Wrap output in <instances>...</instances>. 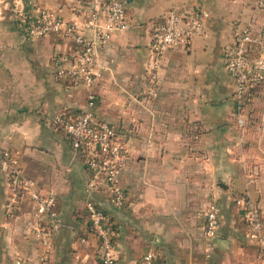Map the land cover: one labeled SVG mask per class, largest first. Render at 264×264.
Listing matches in <instances>:
<instances>
[{
    "label": "crops",
    "instance_id": "0c3cea01",
    "mask_svg": "<svg viewBox=\"0 0 264 264\" xmlns=\"http://www.w3.org/2000/svg\"><path fill=\"white\" fill-rule=\"evenodd\" d=\"M83 2L0 0V152L13 153L22 173L55 195L60 225L48 264H98L86 201L111 224L114 264H137L147 251L155 264H264L233 203L242 195L264 212V83L247 103L237 101L223 66L224 47L246 27L260 42L248 57L264 60V0H127L128 26L98 49L102 71L91 90L93 116L113 127L123 145L116 178L127 195L121 209L104 192L86 190L82 162L54 124L78 115L86 102L84 88L55 75V57L71 61L73 45L58 35L24 34L39 11L82 21ZM169 10L204 15L203 30L187 45L154 56L152 23ZM97 15L102 22V7ZM211 201L218 224L205 241L203 213ZM8 203L0 171V264L17 258L36 264L32 205L18 197L7 211Z\"/></svg>",
    "mask_w": 264,
    "mask_h": 264
},
{
    "label": "built area",
    "instance_id": "2783aa9c",
    "mask_svg": "<svg viewBox=\"0 0 264 264\" xmlns=\"http://www.w3.org/2000/svg\"><path fill=\"white\" fill-rule=\"evenodd\" d=\"M77 9L80 22H64L54 13L39 11L33 25L24 28V34L32 39L45 35H58L67 39L76 49L71 61L55 57V75L73 87H82L86 91V102L82 111L73 118L54 121L69 141L74 155L80 158L88 175L86 190L102 191L109 205L121 209L127 205V195L116 182L117 175L124 167L123 145L116 130L104 122L95 119L92 109L95 97L91 90L101 76L99 48H104L113 32L127 28L125 5L127 0H84ZM102 7L105 15L99 21L97 9ZM204 15H193L169 10L152 23L150 53L161 55L168 49L187 45L193 38L201 35ZM82 31L90 33L89 37ZM260 42L249 28L236 31L233 43L224 47L223 66L234 86V97L244 101L254 87L264 83V60L257 56H248ZM0 171L7 180L9 211L18 197L27 200L33 209V237L38 242L36 264H48L51 251V236L60 222L55 210V195L43 193L35 182L26 177L13 153L0 152ZM246 238L256 245L258 259L264 260V212L245 196L239 195L233 200ZM83 211L90 233L97 241L98 264H114L112 252V227L106 215L92 202L83 204ZM218 224L217 206L209 202L203 213L202 238L210 241L214 238ZM84 244L83 238L78 239ZM206 251V257H208ZM11 264H24L19 258ZM137 264H155L151 252H145Z\"/></svg>",
    "mask_w": 264,
    "mask_h": 264
},
{
    "label": "trees",
    "instance_id": "16d2710c",
    "mask_svg": "<svg viewBox=\"0 0 264 264\" xmlns=\"http://www.w3.org/2000/svg\"><path fill=\"white\" fill-rule=\"evenodd\" d=\"M73 47H74V45H73ZM74 52H76L75 47H74ZM255 88H257V87H254L253 89L250 90L249 95H250V93H251ZM249 95L247 96V98L244 99V101H242L243 103H247V102H248Z\"/></svg>",
    "mask_w": 264,
    "mask_h": 264
}]
</instances>
